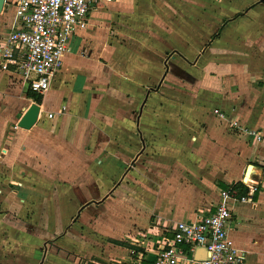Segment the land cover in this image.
<instances>
[{
    "label": "crops",
    "instance_id": "obj_1",
    "mask_svg": "<svg viewBox=\"0 0 264 264\" xmlns=\"http://www.w3.org/2000/svg\"><path fill=\"white\" fill-rule=\"evenodd\" d=\"M15 1L17 0H3L0 7V38L5 35L13 23ZM158 1L162 3L161 6L156 5V9L150 8V13L157 10L152 20L154 21L156 16L158 18L156 22H159L157 23L158 27H156L158 32L153 35L154 40H158L157 34L166 35L171 30L172 40L174 37L177 38L176 47L178 50H174V52H177L189 64L191 63V66H196L203 56H209L211 54L209 51L213 50L216 42H221L222 49H227V52L232 50L233 43L237 44L247 37H253L254 40L261 43L264 42V0ZM148 2L151 3L152 1ZM147 11L145 0H109L100 2L91 9L86 27L72 35L69 49L63 54L62 67L50 79L49 88L42 95L40 103L28 95L31 90L26 85L11 77L8 72L0 70V108L10 107V111H15L17 117L16 129L11 132L12 141L7 142L0 133V154L4 153L0 155V159H4L3 157L8 152V155L11 154L13 157V165L7 167L9 170H20V178L24 180L30 177L24 165L26 159L29 170H49L48 166L51 169H57L52 163L58 160L59 149L64 150V147L67 146L66 150L76 151L78 148L77 130L71 134L69 130H65V123L74 122L73 120H77L79 117L77 115H81V112H83L82 114L87 113L89 107H92L93 93H91L92 90L88 91L87 89L91 82L104 77L103 67L109 66V64L102 59H106L107 55L110 57L111 53H124L126 57L131 58L132 65L129 64L128 66L129 73L134 71L143 74V55L142 53H138V55L134 53L138 49L135 48V44L138 45V38L134 36V33L137 28L140 31V25L148 24L146 15L149 13ZM153 21L151 22L153 23ZM239 24L250 25L253 29H258L257 36L253 30H250L249 33L244 32ZM198 33L200 37H197ZM196 42H202L205 45L209 42L210 44L199 52L200 46H197ZM184 47L189 50L186 53L191 50L197 53L193 61L188 60L189 55L184 52ZM195 53L190 54L195 55ZM235 55L237 58L240 57L239 53ZM135 62H138L139 65L133 66ZM166 69H168L167 63ZM259 70L258 76L253 78V93L250 98L252 106L245 102L239 93L233 95L227 94V91L221 97H217L214 95L215 90H212L209 96H213L207 98L208 104L204 101V104L211 106L212 113L209 117H206V114L205 117H202L203 123L208 122L213 125L215 121L220 120L238 132L236 135L238 157L235 161L234 176H227L224 169L228 164L220 159V163H215V167L218 165L219 168L215 172L212 171L211 173V168H207L205 163L202 164L203 168H201L197 156L193 157V154H197L198 147L196 146L177 147L169 145L159 147L160 149L166 148L165 150L171 147L170 153L173 156L170 159L166 156L160 157L162 160L167 159L165 163L170 161V167L161 166L160 162H157L154 167L155 174L149 179L150 184L154 185L153 188L145 186L143 192L136 195L135 198L130 195L134 202L142 203L144 210L149 212L150 217L152 216L151 220H154L155 217L158 220L156 222L154 220V223L150 221V224L140 227L143 230L135 229L134 231L131 230L134 221L128 213L127 221H121L124 224L119 222L118 227L122 226V229L116 231L118 227L116 229L99 228L102 230H99L100 236L118 238L119 241H122L121 238L123 239V242H119L116 249L95 241V239L97 240L96 234L93 238H95L94 241L97 245L94 247L89 243L93 240L92 236L81 234L78 236L69 233L74 230L75 225L66 228L55 241L43 240L35 245V241H30L29 238L31 236L35 240V223H33V228L30 222L29 224L25 223L20 217V209L22 206L24 207L29 195L27 199L23 194H18L16 191L10 195H2L0 196V264H80V261L84 259L93 261L95 264H122L131 262L139 254L151 259L161 246L163 236L169 235L164 227H161L159 218L166 220L167 224L176 220H194L198 217L199 210L200 212L212 210L214 205L219 203H225L232 211V218L227 229L235 246L245 251L246 257L243 264H264V65ZM169 73H171L170 70L165 75L163 74L158 85L152 89L161 96L164 104L167 101V106H171L175 110V106H178L176 104L180 100L164 88ZM139 80L134 85L126 86L125 93L120 100L127 110L124 113L111 116L110 125H108V137L114 143L117 137L132 140L133 134H137L135 137L137 136L138 142L141 143V149L136 154V159L147 148L145 145L147 140L144 138L149 121L146 108L150 97L148 96L149 91L144 90L145 85L142 82L144 78L141 76ZM68 81L70 83H67ZM106 81L107 79L103 82L102 80L96 82L91 89L95 91L101 83L105 85ZM69 87L77 88L76 94L72 93L71 95L67 91ZM84 92H86L85 95ZM142 92L145 95L140 101L141 96H143ZM80 99L81 103L79 102ZM31 103H37L40 107L36 121L29 128L18 126L17 122ZM164 104L161 105V108ZM137 105H139V109L135 115L134 110ZM180 105L182 106V104ZM225 106L231 111L228 112ZM158 112H161V115L157 113L152 118L156 125L151 124L156 132H158L157 129H163L165 121H169V119L174 121V119L166 117L167 115L163 116L162 109ZM48 113H52V116L48 117ZM227 114L229 115L227 116ZM43 121H45V126L41 127L39 124ZM49 121L52 122L51 125ZM233 121L237 123V126L232 124ZM205 123L203 129L207 132L204 134L208 135L213 130L209 129ZM48 126L50 129L46 130ZM247 129L252 130L253 133H249ZM161 135H163L162 131ZM195 137L194 135L191 136V138ZM54 138L57 140L54 141ZM246 138H250V141H246ZM10 142L12 145L19 144L20 150L15 155L11 152ZM5 144L7 145L6 148L4 147ZM108 147L112 152L116 151L112 143ZM128 148L130 152L131 147L128 146ZM182 154H189L185 158L189 160L187 165L180 163V159H183L180 156ZM248 165H251V169L249 178L245 181L244 175ZM72 167L75 168L69 169H78L77 165H72ZM2 170L3 168L0 169V171ZM165 171L169 172L165 173ZM60 176H56L55 180L62 181ZM1 178L0 184H9L15 182L16 179L20 180L16 175L13 176L9 173L6 176H1ZM239 181L246 187L251 184L257 185L258 189L252 195L251 201H239L222 196L223 192L235 188L233 185ZM21 182L19 181L20 184ZM24 182L27 183V181ZM145 182L148 183V179H145ZM46 183L51 184L50 179ZM37 184L45 185L39 182ZM117 188L119 189V184H116L113 191H117ZM126 189H129L127 185L123 190ZM124 195L123 198L126 199L127 196ZM110 196L107 195L100 200H90L89 202L97 203L103 200L105 202ZM31 203L29 215L35 218L37 205L35 200ZM79 212L81 213L80 210ZM96 218L95 221H99L100 215L98 214ZM106 229L111 234L105 231ZM112 233L121 237H115ZM197 251L202 256L205 255L204 248L201 247ZM40 252L41 255H39Z\"/></svg>",
    "mask_w": 264,
    "mask_h": 264
},
{
    "label": "rangeland",
    "instance_id": "obj_2",
    "mask_svg": "<svg viewBox=\"0 0 264 264\" xmlns=\"http://www.w3.org/2000/svg\"><path fill=\"white\" fill-rule=\"evenodd\" d=\"M148 1L152 2L149 3ZM148 1L145 0V5L146 9H148L147 13H149L146 15L149 22L148 24L140 25V31L137 28V31L134 33V36L138 38V45L134 43L136 45L135 48L138 49L134 53L135 55H138V53H142L143 55V74L134 71L129 73L128 66L131 64V58L126 57L124 53H111L110 57L107 55L106 59H102L109 64V66L103 67L104 77L91 82L87 89L88 91L92 90L91 93H93L91 98L92 107H89L87 113L82 114L83 112H81V115H77L79 117L77 120H73L74 122L65 123V130H69L71 134L77 130L76 138H78L76 142L78 143V148L76 151L71 152L66 150L67 146L64 147V150L59 149L58 160L52 163L57 169H51L48 166L49 170H29L26 159L24 165L30 177L24 180L20 178V170L14 171L7 168L13 165V157L11 154L8 155L9 152L5 154L6 156H2L4 159H0V169L3 168L0 171V179H2L1 176H6L8 173L10 175L13 174V176L16 175L20 179L14 178L16 180L15 182H10V186L9 184H0V196L10 195L14 191L18 194H23L26 197L25 199L29 195L24 207L22 206L20 209V217L25 223L29 224L30 222L31 227L34 228L36 226L35 240L29 236L30 241H35V245H38L43 240L50 239L49 241H55L66 228L75 225L74 230L69 233L78 236L80 234L92 236L93 240H85L89 241L94 247L97 245L95 241H98L105 246L116 249L119 242H123V239L121 238L122 241H119L117 240L118 238L114 239L105 235L104 237L100 236L98 233L102 230L99 228L116 229L120 224L119 222L127 221L128 213H130L129 217L134 221L131 228L134 231L135 229L139 231L143 230L140 227L150 224V221L154 223L155 220L156 222L158 218L155 217L154 220H151L152 216L150 217L149 212L144 210L142 203L134 202L130 198V195L135 198L136 195H140L143 192L145 186L153 188L154 185L150 184L149 179L155 174L154 167L157 162H160L161 166L170 167V161L165 163L167 159L164 158L162 160L160 157L166 156L170 159L173 156L170 153L171 147L167 149L168 151L165 150L166 148L160 149L159 147L169 145L177 147L196 146L198 147V150H196L197 154H193V157L197 156V161L201 164V168H203L202 164L205 163L207 168H211V173L212 171L215 172V170L219 169L218 165L215 167V163H220V159L228 164L224 169L227 176L232 177L235 174V161L238 157L236 144L238 132L219 120L215 121L213 125L204 122L209 126V129L213 130L208 135L204 134L207 130L203 129L204 123L202 122V117H205V114L207 115L206 117H209L212 113L211 106L204 104V101L208 104L207 98L213 96H209L212 90H215L214 95L217 97H221L227 91V94L236 95L239 93L243 100L252 106L250 98L253 93V78L258 76L257 73L260 72L259 68L264 65V42L261 43L254 40L253 37H247V39L240 40L237 44L233 43L230 52H227V49H222L221 42H216L213 50L209 51L211 53L209 56H203L196 66H191V63L189 64L177 52H174V50H178L176 47L177 38L174 37V40H172L171 30L166 34L167 36L157 34L159 38L157 41L154 40L153 35L158 32V28L156 27H158L157 23L159 22H156L158 19L156 16L155 20H152L157 10L151 11L154 13H150V8L156 9V5L161 6L162 3L158 0ZM239 27L247 33L253 30L257 36L258 29L255 30L246 24H239ZM197 37H200L199 33ZM123 40L125 39L123 38ZM209 44L208 42L207 45ZM196 45L200 46L199 52L207 46L202 42H196ZM184 49L185 53L189 51L187 50L188 48L184 47ZM190 53L195 52L191 50L186 53L189 55L187 57L188 60L193 61L197 53L195 55ZM238 53L240 57L237 58L235 54ZM181 54L185 55L182 52ZM132 58L134 59V57ZM166 63L168 69H166ZM135 64L139 65L138 62H135L133 66H136ZM229 64L231 65L228 66ZM168 70L171 73H169L165 80L166 85L164 88L169 93L172 92L177 96L176 99L180 100L176 104L178 106H175V110L171 106H167V101L164 104L161 96L157 95L152 89L158 85L160 77L163 74L165 75ZM141 76L144 78L142 81L145 85L144 90H148V96H150L146 108L149 121L146 133L144 131L146 136L144 140H147L145 143L147 148L136 159V154L141 149V143L138 142L137 136L135 137L137 134L134 132L132 140H124L122 137H117L114 143L108 137V125H110L109 119L111 116L124 113L127 110L120 99L125 93L126 86L139 82ZM105 79H107L105 85L101 83L100 87L96 88L95 91L91 89L96 82H101V80L103 82ZM67 83L70 82L68 81ZM220 89H222L221 92ZM67 91L71 95L72 93L76 94L77 88L69 87ZM142 93L143 96H141L140 101L143 100L145 95L144 92ZM3 97L5 98V96ZM79 102H82L81 99ZM163 104L164 106L161 108ZM179 104H182V106H179ZM138 109L139 105L134 110L135 115L138 113ZM161 109L164 113V115L162 114L163 116L167 115L166 117L172 118L174 121H170V119L169 121H165L163 129H157L158 132H156L151 126V124L156 125V122L152 121V118L157 113L161 115V112H158ZM225 109L228 112L231 111L227 106H225ZM17 116H19L18 113ZM16 118L15 111H10V107L0 108V133L7 142L12 141L11 132L16 129ZM44 122L39 125L44 127ZM49 123L51 125L52 122L49 121ZM49 129L48 126L46 130ZM161 131L163 135H161ZM192 135L196 137L191 138ZM53 140L56 141L57 138ZM71 140H73L72 137ZM246 141H250V138H246ZM110 143L114 145L116 149L114 152L116 154L108 147ZM128 146L131 147L130 152ZM4 147L6 148L7 145L5 144ZM10 149H12L11 152L15 155L20 150L19 144L12 145L10 142ZM3 154L1 153L0 155ZM186 155L189 156V154L180 155L183 157V159H180V163L187 165L189 160L185 159ZM72 165H77L78 169H69L75 168ZM167 172L169 171H165V173ZM56 176H60L62 181L59 179L55 180ZM146 176L147 178H145ZM49 179L51 184L46 183ZM145 179H148V183L145 182ZM19 181L23 183L21 182L20 184ZM24 181H27V183ZM37 182L44 183L45 185H39ZM116 184H119V189L117 188L118 190L114 192L113 189ZM125 185L129 189L124 191ZM107 195L111 196L105 202L104 200L97 203L89 202L90 200H100ZM123 195L127 196V198L124 199ZM33 200H35V204L37 205L35 218L29 215ZM87 202L89 203L86 204ZM198 213H201L200 210ZM98 214L100 215V219L97 222L95 219H97L96 216ZM75 221L78 222L75 223ZM159 221H161V227L164 228L169 224L163 218H159ZM20 226L22 227L21 224ZM119 229H122V226H119L116 231ZM105 231L108 230L106 229ZM94 234L97 235V240L93 238ZM112 235L121 237L113 233ZM41 252L39 255H41ZM80 264L95 263L84 259L80 261Z\"/></svg>",
    "mask_w": 264,
    "mask_h": 264
},
{
    "label": "built area",
    "instance_id": "obj_3",
    "mask_svg": "<svg viewBox=\"0 0 264 264\" xmlns=\"http://www.w3.org/2000/svg\"><path fill=\"white\" fill-rule=\"evenodd\" d=\"M109 0H17L11 27L0 38V70L43 95L50 79L62 67V58L70 39L87 25L89 12L100 2ZM48 117L52 113L47 114ZM237 126L235 121L232 122ZM249 133L252 130L247 129ZM237 188L222 196L251 201L257 185ZM232 211L225 203L202 211L194 220H176L164 229L161 246L151 259L139 254L122 264H243L245 251L237 248L229 236ZM204 248L202 256L197 249Z\"/></svg>",
    "mask_w": 264,
    "mask_h": 264
},
{
    "label": "water",
    "instance_id": "obj_4",
    "mask_svg": "<svg viewBox=\"0 0 264 264\" xmlns=\"http://www.w3.org/2000/svg\"><path fill=\"white\" fill-rule=\"evenodd\" d=\"M3 3V0H0V7ZM39 112V105L37 103H31L23 115L20 117L17 125L23 128H29L37 119ZM251 165H248L245 171L244 179L250 173Z\"/></svg>",
    "mask_w": 264,
    "mask_h": 264
},
{
    "label": "trees",
    "instance_id": "obj_5",
    "mask_svg": "<svg viewBox=\"0 0 264 264\" xmlns=\"http://www.w3.org/2000/svg\"><path fill=\"white\" fill-rule=\"evenodd\" d=\"M28 95L29 96H32L38 103H40L41 102V100H42V95H40V94H36V93H34V92H32V91H30V92H28ZM233 187H235V188H237L238 190H239V194L241 195V194H245L247 191H248V188L246 187V185H244L242 182H236L234 185H233ZM255 193H256V191H255ZM254 193V194H255Z\"/></svg>",
    "mask_w": 264,
    "mask_h": 264
},
{
    "label": "bare ground",
    "instance_id": "obj_6",
    "mask_svg": "<svg viewBox=\"0 0 264 264\" xmlns=\"http://www.w3.org/2000/svg\"><path fill=\"white\" fill-rule=\"evenodd\" d=\"M40 108V107H39ZM249 178V174L247 175V177L245 178V181Z\"/></svg>",
    "mask_w": 264,
    "mask_h": 264
}]
</instances>
